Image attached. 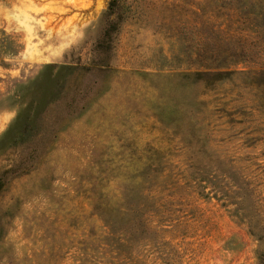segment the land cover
<instances>
[{
  "label": "rangeland",
  "instance_id": "374dc122",
  "mask_svg": "<svg viewBox=\"0 0 264 264\" xmlns=\"http://www.w3.org/2000/svg\"><path fill=\"white\" fill-rule=\"evenodd\" d=\"M110 1L0 0V264H264L256 27L235 0ZM210 50L243 56L195 80Z\"/></svg>",
  "mask_w": 264,
  "mask_h": 264
},
{
  "label": "trees",
  "instance_id": "16d2710c",
  "mask_svg": "<svg viewBox=\"0 0 264 264\" xmlns=\"http://www.w3.org/2000/svg\"><path fill=\"white\" fill-rule=\"evenodd\" d=\"M235 1L236 4L233 6V10L236 11V14H238L240 18L250 21V23L256 27L257 30L253 32L255 43H260L261 48L264 49V0ZM113 3L114 0L110 1L108 6L109 10L112 9ZM0 35L4 36L0 38V56L4 54L11 56L16 55L22 48V45H20L13 37L6 35L2 29H0ZM210 51L212 52L209 54L207 53L206 56H202L201 62L195 70L188 72V75L193 76L195 80L222 79L234 71L231 70L230 67L241 61L240 58L243 56V52H240L239 54L229 53L224 55L220 61L214 62L217 57L213 54V50ZM217 52L218 55L222 54L220 51ZM207 60L210 62H205Z\"/></svg>",
  "mask_w": 264,
  "mask_h": 264
}]
</instances>
